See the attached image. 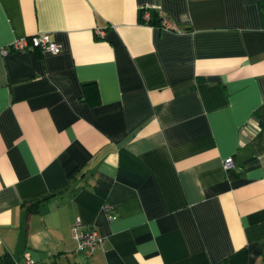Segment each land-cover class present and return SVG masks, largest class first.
<instances>
[{
  "label": "crops",
  "instance_id": "0c3cea01",
  "mask_svg": "<svg viewBox=\"0 0 264 264\" xmlns=\"http://www.w3.org/2000/svg\"><path fill=\"white\" fill-rule=\"evenodd\" d=\"M262 6L0 0V47L60 45L0 53V264H262ZM77 218L104 239L88 258Z\"/></svg>",
  "mask_w": 264,
  "mask_h": 264
},
{
  "label": "built area",
  "instance_id": "2783aa9c",
  "mask_svg": "<svg viewBox=\"0 0 264 264\" xmlns=\"http://www.w3.org/2000/svg\"><path fill=\"white\" fill-rule=\"evenodd\" d=\"M264 8V6H262ZM142 17L144 19H150L151 14L148 9L142 10ZM160 27L162 29H170L171 23L167 17L160 18ZM96 32L102 34L103 30L97 28ZM27 49H38L41 51L58 52L60 45L50 38L47 32H38L25 37L14 39L9 44L0 47V53H7L9 51H24ZM225 169H232L234 161L231 156L226 157L223 161ZM107 218L109 220L115 219L116 214L111 210L109 205H103ZM73 239L76 242V249L82 251L85 258H88L97 247H102L104 239L103 236L98 233L93 225H85L78 218L75 219L72 225ZM19 264H41L40 261L32 259L29 255H26L24 260ZM76 264H85L84 261L77 262ZM264 264V262H262Z\"/></svg>",
  "mask_w": 264,
  "mask_h": 264
},
{
  "label": "trees",
  "instance_id": "16d2710c",
  "mask_svg": "<svg viewBox=\"0 0 264 264\" xmlns=\"http://www.w3.org/2000/svg\"><path fill=\"white\" fill-rule=\"evenodd\" d=\"M153 22V21H151ZM82 88H83V97L85 100H87L90 104H96L99 101V91H98V87L95 83V81H86L82 84ZM230 175L234 176L236 173L230 169ZM54 191H52L49 194H46L40 198H36L31 200L28 203L27 208L30 211H35L38 210L39 208V204L44 203L46 198L52 194Z\"/></svg>",
  "mask_w": 264,
  "mask_h": 264
}]
</instances>
